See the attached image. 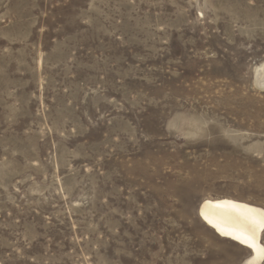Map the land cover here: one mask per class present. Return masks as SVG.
Masks as SVG:
<instances>
[{
    "label": "rangeland",
    "instance_id": "rangeland-1",
    "mask_svg": "<svg viewBox=\"0 0 264 264\" xmlns=\"http://www.w3.org/2000/svg\"><path fill=\"white\" fill-rule=\"evenodd\" d=\"M263 64L264 0H0V264H245Z\"/></svg>",
    "mask_w": 264,
    "mask_h": 264
},
{
    "label": "bare ground",
    "instance_id": "bare-ground-1",
    "mask_svg": "<svg viewBox=\"0 0 264 264\" xmlns=\"http://www.w3.org/2000/svg\"><path fill=\"white\" fill-rule=\"evenodd\" d=\"M198 207L200 220L212 232L251 252L245 264H261L264 261L263 207L224 196L206 198Z\"/></svg>",
    "mask_w": 264,
    "mask_h": 264
}]
</instances>
